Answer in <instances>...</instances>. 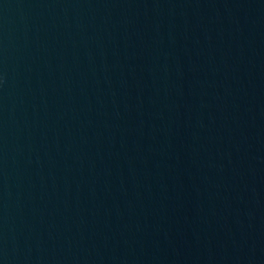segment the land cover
Here are the masks:
<instances>
[{"label": "water", "instance_id": "obj_1", "mask_svg": "<svg viewBox=\"0 0 264 264\" xmlns=\"http://www.w3.org/2000/svg\"><path fill=\"white\" fill-rule=\"evenodd\" d=\"M0 264H264V0H0Z\"/></svg>", "mask_w": 264, "mask_h": 264}]
</instances>
